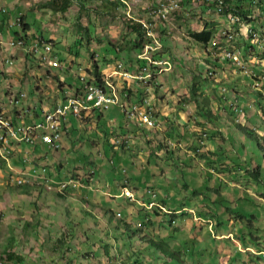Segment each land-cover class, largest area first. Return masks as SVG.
I'll return each mask as SVG.
<instances>
[{"label": "rangeland", "instance_id": "374dc122", "mask_svg": "<svg viewBox=\"0 0 264 264\" xmlns=\"http://www.w3.org/2000/svg\"><path fill=\"white\" fill-rule=\"evenodd\" d=\"M70 1L67 11L62 12L60 7L64 3L63 0H0L1 16L15 10L25 15L33 11L40 13L39 8L45 9L40 14L42 19L36 21L32 31L38 36L34 38L36 42L42 40V36L52 46V52L46 61L33 57L34 62H31L25 54L24 59L28 60V65L24 61V68L14 63L10 65L9 59L4 61L0 57L2 69L8 70L7 73H0V78L2 79V74H8L10 76L8 80L12 79V82H15L17 79L18 81L13 89L10 87L5 89V97H10L11 91L27 94V86L32 90V87L37 84L42 90L41 97L36 98L33 93L34 88L32 95L36 99H44L43 102L51 106L53 98L59 101L63 98L61 95L50 96L63 86L67 88L77 86V75L92 70L94 60L99 71H104L106 74H110L117 63H121L124 70L138 66L134 40L136 34L129 28L133 22L128 20L127 15V9H129L127 6H130L129 14L136 20L139 18L153 24V32L162 45V48L160 46L158 50L151 52L150 56H157L163 64L158 66L159 70L147 81L148 84H144L148 90L144 91L142 88L141 95L137 96L148 97L158 115L163 108H166L170 114H168L169 119L165 118L166 122L164 119L160 120L157 128L147 129L141 123L132 127V124L127 122L128 126H125L122 118L119 121L121 127H118L116 122L113 125L106 121L100 124L97 114L90 115L78 121L73 134L67 133L62 137L63 146L47 152L46 157L32 158L33 154H31L28 155L29 162L21 164V153L13 152L9 156L10 168L0 159V258L4 250L14 245V239L7 236L9 229L8 235L14 237L15 233H20L23 224L26 223L23 215L19 216L15 210V208H23L20 203L17 205V200L21 198L10 191L15 185L10 182V186L8 182V178L17 176L14 173L17 171L16 165L20 173H22L21 165H25L24 168L29 167L30 170L27 174L23 173V183L42 184L46 179L54 182L71 180L73 184L78 182L77 184H81L84 188H72L69 192L74 195L71 197H89L91 204L86 205L87 209L99 205L104 207V204L105 208L113 211V226L120 221L116 219L117 217L115 218V214L120 213L121 220H129L136 228L139 239L143 240V236L146 235L148 240L161 242L174 251L178 264H264V196H260L264 193V188L256 186L244 174V168L249 165L248 162L261 164L259 160L261 155L251 148L248 138H245V141L242 140L243 136H240V132L233 126L236 120L241 119L243 123L245 118L247 121L245 126L251 131L256 130L260 144L264 145L261 139V137L264 138L262 113L264 112V93L254 88L253 83H247L248 76L255 79L264 75V64L263 68L258 69L259 65L252 66L253 63L250 60L251 55L258 62L264 59V49L255 44L256 49L250 53L249 49L252 46L246 43L250 36L243 37L237 32L232 43L226 44L221 33L228 24L220 23L223 20L222 14L216 15L209 12L203 0L182 2L181 11L165 22L150 19L149 11L153 9L157 0H129L126 1L127 5H120L118 1L109 0L112 3L110 7H106L103 0ZM48 3L50 5H45ZM243 6L246 8L248 4L245 3ZM252 9V17L258 18L259 7L254 5ZM145 11L146 13H143ZM257 23V25L252 24L254 31L262 36L264 25H260L261 21ZM206 24L214 26L215 29L211 45L206 48L191 45L187 38L188 32L200 31ZM29 37L27 36L26 49L31 43V37ZM108 41L116 47L115 50L108 46ZM145 42L147 43V40ZM53 44L57 47L55 48ZM223 46H234L239 51L243 68L232 66L229 61L221 59ZM55 49L60 60L53 55ZM67 50H71L72 53H68ZM40 52L43 53V51ZM18 55L23 54L19 52ZM8 58L13 60L12 56ZM217 62H223L219 66L223 68L222 71L219 67L217 68ZM148 68L153 73L152 68ZM233 69L236 70V74L232 71ZM139 71L141 70H135V72ZM243 74L247 78L245 82L242 79ZM23 76L26 77L20 79ZM116 78L119 77L115 76L111 80L118 83ZM192 87L196 90L194 97L190 95ZM4 88V82L0 81V91H4ZM67 92L70 93V91ZM47 97L48 99H45ZM34 101L25 102L23 106L32 104ZM5 109H8L7 106ZM2 110L3 108L0 107V112ZM203 112L210 113L213 120H202L200 114ZM107 113H103V116ZM4 114L10 117L7 112ZM11 119L16 123L13 118ZM170 131L171 134L168 137ZM186 131L190 135L183 138L181 135ZM167 138L170 141H166ZM79 139L80 142H78ZM115 139L126 142L123 143L124 148H121V144L118 149H114L111 142ZM69 142L73 144L71 148ZM161 142L162 144L167 142V144L159 150L158 146ZM192 145H199V149L193 152ZM104 146H109L111 152L104 154ZM207 152H212L217 157L223 156L219 160L225 163L223 171L218 172L217 164H211V161L205 160L204 156ZM112 154L115 158L111 157ZM12 155L14 158L18 157L15 163ZM108 157L117 159V163L120 164L110 162ZM90 162L96 165V169L90 165ZM232 165L239 166L238 174L231 175L232 170L228 172ZM149 169L153 170L154 177L148 181L145 173ZM210 174L213 178H208ZM263 180L262 178L260 182H264ZM146 184L150 187L153 185L152 188L157 191L156 194L163 193V196L169 198H167L168 210L174 212L189 206L188 208L193 207V213L189 212V215L185 209L177 216L156 214L153 216L155 219L152 218L149 221L145 218H137L145 214L146 210L138 204H126L124 199H119L118 196L121 191L127 190L131 192L130 194L134 192L138 201L142 202L140 196ZM205 185L208 199L204 197ZM51 186L54 185L50 184ZM123 186L126 187L123 188ZM22 190L24 191L25 188L22 187ZM211 190H215L217 196L220 195V199L223 198L219 204L225 211L218 220L213 216L215 213L218 215V209L215 210L217 205H214L215 203L209 198ZM193 191L200 195L195 196ZM87 193L90 195L87 196ZM36 197L31 199L35 200ZM35 202L38 204L39 200L36 199ZM226 206H231V212L234 215L226 211ZM244 211L246 214L254 215L256 220L251 221L248 218L239 222L234 218L238 214L244 215ZM194 216L202 219H194ZM5 218L9 220L1 224ZM52 218L56 220L52 223L50 237H48L49 234L39 231L37 241L33 236H16L18 242L14 246L15 251L34 257L28 251L37 250L38 246H41L42 260H47L51 264L63 261L68 264L69 257L72 256L71 252L58 254L57 251L51 250V246L60 238V227L65 224V218L57 217L56 212ZM94 218L98 222L95 224L92 220L93 226L99 228L98 232L104 238V229L109 228L108 217L101 218L99 211H96ZM38 219L39 217L34 220L35 223H38ZM170 219L175 220L174 224L170 223ZM206 221L209 222L206 223ZM76 222L79 226H83L79 232L86 233L88 220L85 224H82L81 220ZM139 222H143L141 227ZM33 225L32 223L26 230L31 231ZM76 242L77 240L72 244ZM144 243L143 241L141 244H136V249L139 250ZM79 258L77 256V260ZM156 258L152 254L150 264H157Z\"/></svg>", "mask_w": 264, "mask_h": 264}, {"label": "trees", "instance_id": "16d2710c", "mask_svg": "<svg viewBox=\"0 0 264 264\" xmlns=\"http://www.w3.org/2000/svg\"><path fill=\"white\" fill-rule=\"evenodd\" d=\"M63 1H64V3L61 5L60 9L62 12H65L68 9L71 1L70 0H63ZM103 1L105 2V5L112 6L111 5L112 3L109 0H103ZM115 1H118V3L120 5L121 4L124 5V2L129 1V0H115ZM253 2H254V0H224V6H223V10H222L223 20L221 22L220 21L219 22L222 24H226L227 23V16L231 15V16H234L235 18H237L239 20L238 23L240 25H244V23H249L253 27L252 24L257 25L258 24L257 22H259V21H261L260 25H264L262 23V22H264V0H257V2L255 4H253ZM245 3L248 4V6L246 8H244V6H243V4H245ZM45 5H50V3L45 4ZM254 5L260 7V10L263 12L260 15H258V18L252 17V10H253L252 7H254ZM9 14H6L4 16H6L8 18V17H10ZM219 15H221V14H219ZM261 18H262V20H261ZM21 22H22V18H21ZM129 28H130L132 33L136 34L134 40L136 42L135 48H136L137 53L142 50L144 45H146L145 44L146 42L144 43L145 40H147V43H151V40L146 38L144 31L141 29V26H139L136 23H133V24H130ZM236 29H237V26H235V30ZM11 30H13V29H11ZM22 31L23 32L26 31V25H24V26L22 25V27L20 29H18V31H14L13 37H16V38L22 37L24 40H26V44H28V38H27V36H22ZM214 33H215L214 26H209L206 24L204 26V28L200 31H189L188 37H187L188 42L193 46L196 45L198 47L206 48V47L210 46L212 41L214 40L213 39ZM44 42H46V41H44ZM108 44H109L108 45L109 47H111L112 49L114 48L113 50L116 49V47L112 44V42L108 41ZM29 57H30V55L27 54L26 58L29 61H31L32 58L30 59ZM153 59L160 61L159 60L160 58H158L157 56H154ZM137 63L139 64V67L137 66L138 67L137 70H139L140 67H143L146 65L145 61H137ZM151 68H153V67H151ZM157 69H159L158 66L154 67L153 70H157ZM89 74L93 77V79H94L93 82L96 85H103L102 73H101V71H99V68H98L95 60L93 61L92 70ZM128 93H130V91H128ZM190 95L192 97H194L196 95L195 88H193V87L191 88ZM262 113L264 115V112H262ZM200 115H201L200 117L202 120L203 119L213 120V117L211 116L210 113L204 114V112H203V114H200ZM69 118H72V120H75V121H72V120L70 121V124H72V127L75 126V124H77V122L80 120V119H77L71 115L69 116ZM245 125H246L245 122L242 123L239 120H236L233 123V126L236 129V131H239L240 136H243L242 140L245 141V138L246 139L248 138L249 143L251 145V148L257 150L259 155H261V158H259L261 164H253L251 162H248L249 165H247L244 168V174L246 176H248L249 179H251V181L256 186L264 188V182H262V183L260 182L262 180V178L264 179V145L262 146L260 144L259 139L257 138L258 133L256 134V130L251 131ZM170 134H171V131L169 132V134L167 136L170 137ZM187 135H190V133L187 134V131H186L181 136L184 138ZM261 139L264 141L263 137H261ZM78 142H80V139L78 140ZM78 142L76 144H78ZM72 146H73V144L69 142V147L71 148ZM162 146L165 147V145L162 144V142H161V144H159V146H158L159 150ZM34 147H35V145L33 147H31L33 154L35 152ZM241 147L243 148V146H241ZM46 148H48V147H46ZM121 148H124V146L121 145ZM48 149L50 150V149H54V148L50 146ZM191 149L193 152H195L199 149V145H192ZM44 151L42 153L46 157V154L49 151L46 150L47 152H45V153H44ZM108 151L111 152V149H109V146H106L104 149L105 154H107ZM43 155L41 157H43ZM113 155L114 154H112L111 157L115 158ZM115 156H118V154H115ZM204 158H205V160L211 161V164H217L218 165V168H217L218 172L223 171L225 169L224 161H219L221 158H223L222 155L220 157H217L216 154H214L212 152H207L205 154ZM108 160H110V162L120 164V163H117L118 162L117 159H111L110 157H108ZM122 161H124V160H122ZM90 165H92L93 168H95V166H96L93 162H90ZM33 166L36 168L35 165H33ZM231 167H230V169H228V172L232 170V172L230 173L231 175L239 173V166L238 165H232ZM93 174H94V172H93ZM145 174H146V176H148L147 177L148 181L154 177V172L152 169H149ZM211 177L212 176L210 174L208 176V178H211ZM214 179H216V178H214ZM32 185L34 186L33 191H36L38 195L44 194V197H51L53 199L64 198L67 196V193L69 192L68 187H65L62 190L58 189L59 185H56V186L54 185V186L48 187L46 185V181L40 185L24 183L20 186H12L10 191L14 192V195L21 194L23 196H26L31 191ZM22 187L25 188L24 191L22 190ZM124 187H126V186H123V188ZM144 187L145 188L143 189L142 195L140 196V199L143 200L142 203L149 201L151 199V197L153 196V194H155L154 200L157 203L161 204L162 206L167 207V205H168L167 202L169 199L168 197H167L168 198L167 199L165 196H163L162 195L163 193H161L162 196L159 193L156 194L157 191L152 188L153 185H151V187H150L149 185L146 184V185H144ZM206 192H207V186L205 185L204 197L206 199H208L206 196ZM192 193L195 196L200 195V193L195 194V191H193ZM133 194H134V192H133ZM260 196H264V193H261ZM76 197H79V200L82 201L79 204L81 210L84 213L81 215L82 224H85V222L88 220L87 225H86V230H87L86 233H84L83 231L79 232V230L80 231L82 230V227H83L82 225L79 226L77 222L72 223V222H68L67 220H65V224L60 227V231H61L60 238L57 240L56 243H54L51 246V250L57 251L58 254H64V253H67L68 251L71 252L72 256L69 257V263L68 264H76L77 256L80 257L79 259L84 260V262L86 264H113L114 262H115L114 264H150V262H151L150 259L152 258V254H154L157 257L156 258L157 264H178V262L176 261L175 252L171 251L165 244H162L161 242L156 243V242H153L152 240H148V237L146 235L143 236V240L139 239L138 235H137L136 228L129 222V220H121L115 214V218L117 217L116 219L118 221L120 220L119 222H121V224H119V222H117V224L115 226H113L112 225V217H114V215H113L112 210L105 208L104 204H103L104 207L99 205V207L96 209H94L95 208V206H94V208L87 210L86 205H89V202H90L89 197H82V196H76ZM209 198L212 199V201L215 203L214 205H217V207L215 206L216 207L215 210L218 209V215H216V213H215L213 216L216 220H218L222 217V215L224 214V211H225L223 209L222 205L219 204L223 200V198L220 199V195L218 194V196H217V193L215 192V190H211V192L209 193ZM120 199H122V198H120ZM123 199H124L123 201H125L126 204L131 203V204L137 205L136 202H129L127 198H123ZM135 199L138 200L136 195H135ZM215 199H216V201H215ZM245 200H246V197H245ZM118 206H119V204H118ZM225 209H227L226 211H229V213H231V215H234L231 212V210H232L231 206L230 207L226 206ZM96 211H99L101 218H103L105 216L108 217L107 223L109 225V228L104 229V232H105L104 237L105 238H103L102 235H100L97 239H94L92 233L89 232L90 228L94 225L93 222L95 224H97V220L93 216V215H95ZM159 212H160V210L158 207L153 208V210L145 211V214L139 215L137 218H145V219H147V221H149L152 218H154L153 216H155L156 214L159 215ZM119 215H120V213H119ZM199 215H201L200 212H199ZM235 216L236 217H234V218L236 220H238L239 222H241L243 220H247L248 218H250L251 221L256 220L254 215L246 214V211H244V215L238 214ZM150 217H151V219H149ZM92 220H93V222H92ZM152 221H154V220H152ZM172 221H175V220L170 219V223ZM142 224H143V222H141L139 226L141 227ZM10 227H12V226H10ZM11 230L14 231V229H11ZM39 230H41V228L38 229L37 227H35L34 233H38ZM111 230H113V232ZM9 231H10V229H9ZM109 231L112 233V235L110 238H107ZM238 235H240V234H238ZM33 237L36 239V241L39 240L38 236L36 234H34ZM8 238L14 239V245L9 249H6L4 251L2 250L3 256L0 258V264H47L46 262H49L47 260L41 259L42 254H43V250H42L41 246H38L37 250H34V249L29 250L28 253L30 255L34 256V257H29L28 255H23L22 253L15 251L14 246L18 242V241H16V238H17L16 236H14V237L9 236ZM53 239H54V237H53ZM105 239H107L108 243L105 242ZM75 240H77V242L72 244V242H74ZM91 241H93V243H91ZM143 241L145 243L142 245V247L139 250L136 249V244H141V242H143ZM150 249H151V251H150ZM258 252H260V251H258ZM140 259H141V261H140ZM146 261H147V263H146ZM179 263H180V261H179Z\"/></svg>", "mask_w": 264, "mask_h": 264}, {"label": "built area", "instance_id": "2783aa9c", "mask_svg": "<svg viewBox=\"0 0 264 264\" xmlns=\"http://www.w3.org/2000/svg\"><path fill=\"white\" fill-rule=\"evenodd\" d=\"M184 0H157L153 9L149 11V16L152 21L165 22L174 18L181 10V4ZM191 2L193 0H185ZM257 0H254L255 4ZM127 2H124L126 4ZM204 5L208 8L209 12H213L216 15L222 14L224 0H203ZM127 5V4H126ZM127 15L129 19L137 22L141 29L144 31L147 39L151 40V43H147L141 52L138 53L137 59L140 61H145L147 64L153 66L162 65L163 62L154 60L150 56L151 52L158 50L161 46L160 39L153 32V24L147 20H136L131 12L130 6ZM238 19L234 16H227V28L221 33L226 44H231L234 40V36L237 33L244 34L245 36H250V43L254 46L260 45L264 49V31L262 36L259 32H255L254 28L249 24L245 23L240 25ZM23 23L20 17H16L15 21L8 25L9 30L11 28L20 29ZM235 26L237 29L235 30ZM4 36L0 32V53L3 51V46L8 44L12 49H26V40L22 37L10 38L8 42H4ZM34 40V39H33ZM45 41V40H44ZM43 39L30 44L28 52L33 54L37 59L46 61L48 56L52 52V46L50 43L44 42ZM162 48V47H161ZM40 51H43L41 53ZM240 53L234 46H223L221 59L228 60L232 64L241 66V60L239 57ZM165 63V62H164ZM167 63V62H166ZM11 65L12 62L9 61ZM165 65V64H164ZM243 68V66H241ZM120 76L124 82L129 81V83H142L148 84L147 81L154 75V73L148 72L147 68H143L138 74H130L125 71L121 63H117L110 74L102 75L103 85H96L93 81V77L90 74H80L79 82L82 86L81 94H74L68 96L64 103L58 104L50 111H46L43 115V119L39 122L27 124L20 122L14 124L10 117L4 116L3 112H0V158L7 160L8 156L11 154L14 148V144H25L34 145L37 138L39 137L43 144L51 146L53 148L59 147L60 140V128L63 120L66 116H73L77 119L82 117H88L94 112H102L109 110L111 107H118L125 112V108L122 99L128 98V92L121 91L123 86L114 85L110 82V78L113 76ZM148 79V80H147ZM259 82H254V88L260 86V82H264V76L259 78ZM264 84V83H263ZM24 94H20V98H24ZM14 100H12L13 102ZM138 113V120L148 129H154L158 127V122L152 117V109L150 107V100L143 98L141 101V106H133V111H126V117L130 119L134 117V112ZM119 140H115V144H119ZM17 185H22V179L14 180ZM73 181H68L66 183H61L59 189L62 190L69 185L78 186V184H73ZM121 195L128 198L130 201H134V195L130 194L127 190H123ZM155 204L151 202L148 204V208H151ZM119 216V214H118Z\"/></svg>", "mask_w": 264, "mask_h": 264}, {"label": "crops", "instance_id": "0c3cea01", "mask_svg": "<svg viewBox=\"0 0 264 264\" xmlns=\"http://www.w3.org/2000/svg\"><path fill=\"white\" fill-rule=\"evenodd\" d=\"M184 3H185V0H184ZM106 6L107 7H110L108 5H106ZM39 11H40V13H38L37 11H33V13H31V14L30 13H26L25 14L26 17H25V15L22 12L16 11V10L13 11V12H10V14H9L10 17H8V18L6 16H1L0 15V32L3 33V31H4V33H3V35H4V39L3 40H4V42H8V40L10 38H15V37H13V35H14L13 32L14 31H18V29H14L13 28V30H9L8 25L10 23H13L15 21L16 17L20 16L21 13H22L23 16L21 15L20 18H22L23 26L26 25V31H24V32L22 31V36H30L31 37V43H33L34 42L33 39L34 38H37L38 36L32 31V29L36 26V21H38V19H42L40 17V14L42 13V11H45V9H43V8L40 9L39 8ZM143 13H146V11L143 12ZM145 16H146V14H145ZM41 38L43 39L42 36H41ZM49 39H51V38H49ZM53 45L55 46V44H53ZM56 47L57 46H55V48ZM18 51L19 52H22L23 55L22 56H19V55L17 56V54L19 53ZM67 52L68 53H72L71 50H67ZM28 53H29L28 52V49H12V48H10L8 46V44H5L3 46L2 53H0V57H2L4 61L6 59H9V61H11L12 63H14L18 67L21 66V68H24L23 67V63L25 61L24 55L25 54H28ZM91 53L94 54V52H91ZM244 53H246V52L244 51ZM31 55L32 56L29 57L30 59L33 58V57L36 58L33 54H31ZM53 55L56 58L59 59V56H57L58 55V52L56 51V49L53 50ZM10 56L13 57V60L10 59V58H8ZM68 58H70V57H68ZM262 60H264V59L262 58ZM27 61H25V64L26 65H28V62ZM32 61H33V59H31V62ZM216 64H218L217 65V68H218L219 66H221L223 64V62H217ZM31 66H33V65H31ZM37 66H38V64H37ZM136 67L137 66H134V68H129V69H131L130 71H134L135 72V70L138 69V67L137 68ZM257 68L260 69V68H262V66L259 65V66H257ZM220 69H221V71L223 70L222 67H219V70ZM79 70H81V69L79 68ZM130 71H128V72H130ZM232 71L236 74V70L235 69H233ZM7 72H8V70H3L2 67H1V65H0V73H7ZM134 72H130V73L133 74ZM1 77H2V79L4 81L1 78H0V81L1 82H4L5 88H4V91H0V107L3 108V110H2L3 113L7 112L8 113L7 115H9L11 118L14 119V121H16L15 124L20 123V122L27 123V124L36 123V122L40 121L43 118L44 112L49 111L57 103L61 102V101L53 98L51 100L52 105L49 106L48 104H45L43 102L44 99H42V98L36 99L37 97H41L40 96V92H42L40 86L37 85V84H35V86L32 87V90L34 88L33 93L36 95V98H35V96L32 95V90H30V87L29 86H27V94L25 92H20V91L19 92H13V91H11L10 97H5V93H6V90L5 89H8L9 87L11 89H13L14 86H16V83L18 81H17V79H15V82H12V79L8 80L9 77H10L8 74H4V75L2 74ZM24 77H26V76L20 77V79L21 78L23 79ZM77 79H78V75H77ZM116 79H117L116 82H120V79L119 78H116ZM242 79H244V82H245V80H247V78H246V76L244 74L242 76ZM9 83H11V86H9ZM247 83L251 84L252 81H250V79H249V81ZM61 84H63V83L61 82ZM77 84L78 85L75 86V87L68 86V88H67L66 86H63L62 88H59L58 89V92L57 91L54 92V94H52L50 97H52L53 95L54 96L61 95L62 98L64 99V97L67 96V95L68 96H71V95H74V94H81V90H82L81 87L82 86L80 85L79 82ZM131 85L132 84L129 83V84H127L126 87H127V89L128 88L131 89V91H130V101L133 102V103H135V102H138L143 97L142 96L141 98H139L140 96H137V95H141L142 88H143L144 91L148 90V88H145L144 87L145 85L144 84H140V83L139 84H133V86H131ZM67 91H70V93H68ZM168 91H170V90H168ZM20 94H24L25 97L24 98H20ZM45 99H48V97L45 98ZM63 99H62V101H63ZM12 100H14V101L12 102ZM32 101H34V103L23 106V104L25 102H32ZM6 106L8 108L7 110L5 109ZM18 106H20V107L17 108ZM107 112L108 113L106 114V116H103V114H101V116L103 117L102 119L99 117V114L97 112L94 114V116L97 114V117L99 118L100 124H103L104 123L103 121H106L108 124H111V125L117 123V125H119L118 127H121V124L119 123V121L122 118L121 120H123L125 122V126H128L127 122L123 119L122 111L119 108H116V107L112 108L111 107L109 109V111H107ZM168 114H169V112L166 111V108L165 109L163 108L161 110V112H160V115H161L160 118L162 120L164 119V122H165L166 119L167 120L169 119L168 117H169L170 114L169 115ZM71 120H72V118H69V116H66L65 120H63V122H62L61 137H60V139H61L60 143H61L62 146H63V144H62V137L64 135H67V133L73 134L72 132L75 129V126L72 127V124H70V121ZM72 121H75V120H72ZM79 121H82V120H79ZM241 121L242 120L240 119V122ZM243 121L244 122H247L245 120V118H244ZM131 124H132V127L133 126L135 127V124H133V123H131ZM75 125H77V124H75ZM122 132H123V130H122ZM75 133H77V132H75ZM43 147H45V148H43ZM105 147L106 146H104V149H105ZM34 149H35L34 154H33L32 148L31 149H26V148L19 147L18 152L21 153V158H22L23 155H25L24 152H27L28 155H30V153H32L33 154V157L32 158H39V157H41L43 155L42 152L44 150H45L44 153L47 152L46 150L50 151L39 140L37 141V144H35ZM104 154H105V152H104ZM43 157H44V155H43ZM12 158L14 160V163L16 161H18V157L14 158L13 155H12ZM21 158H20L21 164H25V163L22 162V159ZM21 166H22V168L20 166L19 167L22 170V175H23V173L24 174H27L28 171L30 170V168L29 167L24 168L25 165H21ZM16 167H17L16 168L17 169L16 173H18V172L20 173L21 171H19L17 165H16ZM37 185H40V184H37ZM68 188H69V191L71 192L72 188H74V187H68ZM81 188H84V186H81ZM81 188H78V189H81ZM33 189H34V186L32 185L31 191L26 196H23L21 194H17V196L19 195L18 198H21V200H17V205H19V203H20L23 206V208L22 209L15 208V210L17 211V214L19 216L23 215V219L26 220V223L29 222V224H26V223L23 224V226H22V228L20 230V233L19 234H16L15 233L14 236H17V237L18 236L31 237V236H34V234H36L38 236V238H39V235L37 233H34V229H35V227H37L38 229L41 228V230H39L40 233L49 234L48 237H50L51 230H52V227H53L52 223L56 220L55 218L54 219L52 218V216L55 215V211H56V216L57 217L64 216L65 220H67L68 222H76V221L81 220V218H82L81 215H82V212L83 211L81 210V208L79 206V204L82 202V201L79 200V197H71L74 194H70V192H69V193H67V196L64 197V198L53 199L51 197H44V194H42V195L39 194L38 195L36 191H33ZM80 191H82V190H80ZM88 195H89V193H87V196ZM31 197H36V199L39 200V203L37 204V202H35L36 199L35 200H32ZM99 202H100V199H99ZM89 203L91 204V202H89ZM71 206H73V207H71ZM98 207L99 206H95V208H94V206H93L91 208L89 207V209H92V208L96 209ZM89 209H87V210H89ZM37 217H39L38 223H35L34 220H36ZM31 219H32V221H31ZM7 220H9V219L5 218V220H2L1 221V224L4 221L6 222ZM32 223L34 224L32 226L33 229L31 231H27L26 229H29V227H30V225ZM8 227H10V226H8ZM43 230H45V231H43ZM98 231H100L99 228H97L95 226H92L90 228V230H89V232L92 233L94 239H97L101 235V233L98 232ZM111 235H112V233L109 231V233L107 235V238H110ZM7 236L8 237L10 236V235H8V232H7ZM104 236H105V234H104ZM105 242L108 243L107 239H105ZM46 263L47 264H51L49 262H46ZM76 263L77 264H86L84 262V260H82V259H78ZM58 264H65V261L60 262Z\"/></svg>", "mask_w": 264, "mask_h": 264}, {"label": "clouds", "instance_id": "9594fccd", "mask_svg": "<svg viewBox=\"0 0 264 264\" xmlns=\"http://www.w3.org/2000/svg\"><path fill=\"white\" fill-rule=\"evenodd\" d=\"M184 2V1H183ZM187 2V1H186ZM181 11V10H180ZM179 11V12H180ZM3 12L5 13V11L3 10ZM261 13H263L261 10H260V7H259V15L261 14ZM21 19V18H20ZM128 20H130V21H132L131 19H128ZM138 20H141V19H139L138 18ZM133 23H136V24H138L137 22H134V21H132ZM23 23V22H22ZM11 24V23H10ZM139 25V24H138ZM140 26V25H139ZM11 29H13V28H11ZM10 29V30H11ZM14 29H17V28H14ZM4 36V35H3ZM241 36H245L244 34H241ZM214 37V36H213ZM250 40H251V37L249 38V40H247V44H250L252 47H251V49H249V52L251 53V52H254V49H256V46H254V45H252L251 43H250ZM161 42V41H160ZM147 44V43H146ZM145 46V45H144ZM161 47H162V45H161ZM144 48V47H143ZM142 48V49H143ZM142 51V50H141ZM140 51V52H141ZM139 53V52H138ZM138 53H137V55H138ZM250 60H251V63H253V64H251L252 66H257V65H261L262 66V68H263V64H264V60H260V62H258V60L256 59V58H254L252 55L250 56ZM137 59V58H136ZM136 61H140V60H136ZM161 61V60H160ZM226 61H228V60H226ZM230 62V61H229ZM242 62V61H241ZM168 63V62H167ZM231 64H232V62H230ZM233 66H237V65H234V64H232ZM147 66V67H146ZM153 67L152 68V72L154 73V75H156V72L159 70V69H157V70H153L154 69V67H157V66H153V65H150V64H147V62H146V65L145 66H143V67H140V69L139 70H142L143 68H147V69H149L148 67ZM138 67H139V65H138ZM239 67V66H238ZM125 71H129V70H125ZM91 72V70L88 72V73H90ZM140 72V71H139ZM139 72H134L133 74H138ZM148 72H150L149 70H148ZM87 72L86 73H80V74H88ZM102 73V75H104L105 73L102 71L101 72ZM130 73V72H129ZM151 73V72H150ZM80 74H78V76L80 75ZM131 74V73H130ZM117 76V75H116ZM261 76H264V75H261ZM260 76V77H261ZM119 77V79H120V82H118V83H115V81H112L111 79L112 78H115V76H113V77H111L110 78V82H112L114 85H118V86H123V88H122V90L121 91H126V92H128V91H131V89L130 88H128L127 89V84H129V81H126V82H124V80H122V78L120 77V76H118ZM260 77H257V78H255V79H251V77H249L248 76V78L252 81V83H253V87H254V82L255 81H260L259 80V78ZM78 82H79V77H78ZM80 83V82H79ZM261 84H260V86L257 88L258 90H260V91H262L263 93H264V82H260ZM130 84H139V83H137V82H135V83H130ZM140 84H142V83H140ZM144 87H146V86H144ZM68 97V95L67 96H65L64 97V99H63V101H61V102H59V103H57L55 106H57L58 104H62V103H64V101L66 100V98ZM143 98H147L148 99V97H146V96H144V97H142L138 102H135V103H131V101H130V93H128V98H126V99H122L121 100V102L123 103V105H124V108H125V112H122V116H123V119L126 121V122H130V123H133V124H139L140 123V121L138 120V113H137V111H135L134 112V117H131L130 119H128L127 117H126V111H130V113L133 111V106H141V101H142V99ZM152 103H151V101H150V107H151V109H152V112H151V114H152V117L155 119V120H157V122L159 123V121L160 120H162L161 118H160V114L158 115V114H156L157 113V111H155V109H154V107L151 105ZM54 106V107H55ZM53 107V108H54ZM52 108V109H53ZM112 108H114V107H112ZM116 108H118V107H116ZM120 109V108H119ZM51 110V109H50ZM49 110V111H50ZM121 110V109H120ZM107 111H109V110H106V111H102V112H97L98 114H99V117L101 118V114H103V113H105V112H107ZM122 111V110H121ZM45 113V112H44ZM96 112H94L93 114H91V115H94ZM5 115V114H4ZM44 115V114H43ZM90 116V115H89ZM86 117H82L80 120H83V119H85ZM43 119V118H42ZM41 119V120H42ZM40 120V121H41ZM11 121L13 122V120L11 119ZM39 122V121H38ZM14 123V122H13ZM15 124V123H14ZM18 124V123H17ZM60 129H62V124H61V128ZM148 129V128H147ZM60 137H61V130H60ZM40 141L42 144H43V142L41 141V139L38 137L37 138V140H36V142H35V144H37V141ZM115 140H119L120 141V143L119 144H115ZM115 140H113L111 143L114 145L113 146V148L114 149H118V147L122 144V146H124V144L123 143H126V142H123V141H121L120 139H115ZM60 141H61V139L59 140V147L58 148H54V149H50V151L51 150H57V149H59L60 147H61V143H60ZM166 141H170V139L169 138H167L166 139ZM34 144V145H35ZM111 144V145H112ZM164 145H165V147H166V144H167V142H164L163 143ZM34 145H31V146H29V145H25V144H14V148H13V151L11 152V154L14 152L15 154H16V152H18V150H19V147H21V148H26V149H31V147H33ZM43 145H45V144H43ZM46 147H48L49 148V146H47V145H45ZM23 153V152H22ZM10 154V155H11ZM24 154L25 155H23L22 156V162L23 163H25L26 161H28V153L27 152H24ZM32 153H30V155H31ZM9 155V156H10ZM9 156H8V158H7V160H5V159H2V158H0V159H2L6 164H7V166L10 168V164H9ZM11 161V160H10ZM14 173H16V172H14ZM17 174V176H11L10 178H8V182H9V185L11 186V183L10 182H13L14 183V185L15 186H19V185H17L16 184V182L14 181L15 179H22L23 178V175H22V173L20 174L19 172L18 173H16ZM19 175H22V176H19ZM46 181V185L48 186V187H50V184H53V185H60L61 183H66V182H68V181H71V180H68V181H65V182H59V181H56V182H54V181H47V179L46 180H44L43 182H45ZM42 182V183H43ZM25 183H27V182H25ZM50 183V184H49ZM78 183V182H77ZM24 184V183H23ZM30 184V183H29ZM81 184H78V186H73V185H69V186H67V187H74V188H81ZM58 189H59V186H58ZM126 189V188H125ZM60 190V189H59ZM130 192V191H129ZM150 192V191H149ZM121 193H122V191H121ZM121 193H120V196H118L119 197V199L120 198H126V197H123V195H121ZM131 193V192H130ZM132 195H134V198H135V194H132ZM128 199V198H127ZM155 194H153V196L151 197V199L149 200V201H147V202H145V203H142V202H139L138 200H134V201H130V200H128L129 202H136V204H138L140 207H142L143 209H145L146 211H151V210H153V208H159V210H160V212H159V214H160V216H165V215H178L180 212H184L185 211V209L187 210V212L186 213H188L189 215H190V213L189 212H192L193 213V208H188L189 206H186V207H182V209H180L179 211H174V212H172V210H168L167 209V207H164V206H162L161 204H159V203H157L155 200ZM151 202H153L155 205L154 206H152L151 208H148L147 206H148V204H150ZM118 214L119 213H117L116 215H117V217L118 218H120V216L121 215H119L118 216ZM152 217V216H151ZM151 217L149 218V219H151ZM194 219H202V218H195V216H194ZM147 220V219H146ZM209 221H206V223H208ZM172 224H174V221H172L171 222ZM210 227H211V225H210Z\"/></svg>", "mask_w": 264, "mask_h": 264}, {"label": "bare ground", "instance_id": "6f19581e", "mask_svg": "<svg viewBox=\"0 0 264 264\" xmlns=\"http://www.w3.org/2000/svg\"><path fill=\"white\" fill-rule=\"evenodd\" d=\"M177 216V215H176Z\"/></svg>", "mask_w": 264, "mask_h": 264}]
</instances>
